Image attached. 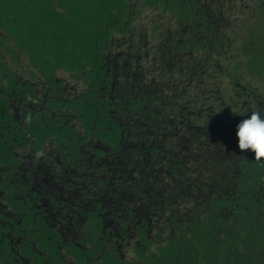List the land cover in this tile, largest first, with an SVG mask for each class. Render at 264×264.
Masks as SVG:
<instances>
[{
    "label": "trees",
    "instance_id": "trees-1",
    "mask_svg": "<svg viewBox=\"0 0 264 264\" xmlns=\"http://www.w3.org/2000/svg\"><path fill=\"white\" fill-rule=\"evenodd\" d=\"M141 5L178 7L179 15H192L184 0H141ZM138 13L128 0H0V46L19 61L17 47L28 57L31 70L41 73L50 85L58 83L60 70L80 73L83 78L84 88L77 95L51 101L62 115L68 150L77 144L80 134L69 122L74 117L87 136L115 137V155L120 156L116 161L125 159L130 168L143 170L139 177H144V183L148 180L146 186L140 181L121 182L132 198L148 197L145 188L156 189L169 204L177 185L180 196L202 203L186 223L176 221L174 234L164 244L147 253L139 249L140 260L123 263L107 254L97 264H264V158L257 159L252 150H240L235 135L238 114L253 111L252 97L242 108L238 92L246 98L242 87L252 86L239 82L238 69L244 67L247 76L264 83V54L247 41L240 51L243 61L236 62L233 69L226 68L217 60L218 54L226 53L225 48L201 39L195 27H189L177 43L163 30L166 38L146 49L134 36ZM158 27L155 22L152 32L156 34ZM184 30L179 27L180 35ZM115 34L128 39L125 57H117L118 75L107 58ZM145 54H151L152 63L143 68ZM223 76L233 79L235 90L229 96L221 92L219 84L214 86ZM16 79L0 52L3 165L14 158L16 120L8 105L13 90L19 89ZM172 112L178 114V123H171ZM38 122L33 125L40 135H59L52 130V122L48 126ZM17 135L21 137L20 130ZM121 135L130 136L127 149L126 140L119 144ZM212 139L217 148H211ZM165 158L169 166L177 158L178 171L172 167L161 171L159 162ZM212 158L224 168L212 173ZM227 158L232 159L231 166L225 165ZM3 251L10 263L22 264L12 258L10 247Z\"/></svg>",
    "mask_w": 264,
    "mask_h": 264
},
{
    "label": "flooded vegetation",
    "instance_id": "flooded-vegetation-1",
    "mask_svg": "<svg viewBox=\"0 0 264 264\" xmlns=\"http://www.w3.org/2000/svg\"><path fill=\"white\" fill-rule=\"evenodd\" d=\"M186 1L192 11L191 18L179 15L178 7L153 8L160 10L157 34L161 41L166 38L163 30L177 43L189 27H195L201 39L218 42L225 50L231 47L233 38L229 32L235 30L231 27L239 20L231 15L238 14L242 0ZM261 9L264 20V0ZM180 26L185 27L182 35ZM248 41L264 54L262 41L256 37ZM119 54L125 57L124 52ZM222 56L218 54L217 60L221 62ZM143 58L146 60L149 55ZM141 67L147 66L141 63ZM190 68L193 73V65ZM13 71L19 89L13 90L8 107L16 120L17 131L13 136V161L8 165L0 163V264H12L4 257V247H10L12 258L22 264H97L107 254L123 263L140 260L139 249L147 253L164 244L174 234L176 221L186 223L190 214L201 208L202 203L186 199L184 194L180 196L179 186L175 184L170 205L162 197V191L156 189L151 192L152 189L145 188L148 197L132 198L121 182L140 181L146 186L148 180L144 183V177H139L142 169L130 168L125 159L116 161L120 156L115 155L112 142L115 137L104 139L92 133L87 136L80 122L72 117L69 122L75 124L80 134L77 144L68 150L69 140L62 135V115L52 108L51 102L55 98L62 102L67 97L59 71L58 83L54 85L31 68L26 78ZM4 82H9L8 77ZM242 89L247 94L244 98L238 92L242 108L250 101L248 97H252L250 109L264 116L262 94L257 88ZM170 116L172 124L178 123L177 113ZM241 118L238 114L237 121ZM35 121L46 126L52 122V130L59 135H40L33 125ZM19 130L21 137L17 135ZM118 139L119 144L126 140L127 149L130 136L121 135ZM173 147L177 152L178 144ZM167 163L166 158L159 162L161 171L171 167L178 171L177 158L172 159L170 166ZM168 211L170 216L166 218Z\"/></svg>",
    "mask_w": 264,
    "mask_h": 264
},
{
    "label": "rangeland",
    "instance_id": "rangeland-1",
    "mask_svg": "<svg viewBox=\"0 0 264 264\" xmlns=\"http://www.w3.org/2000/svg\"><path fill=\"white\" fill-rule=\"evenodd\" d=\"M128 1L130 4L135 5L140 10V13L136 14L135 17V38L141 39V42L146 45V49L152 47L154 44H158L161 39L157 33L155 34L152 32V28L155 22H160L158 16L160 10L150 7H143L140 0ZM261 2L262 0H242V3L239 4L238 14L231 15L232 19L234 16H237L239 20L234 26L231 27V29L235 27L234 31L229 32L230 37L233 38L231 39L232 44L231 47L227 46L226 53L223 54L221 59L222 64L226 68L233 69L236 62L243 61V58L240 56V51L249 39L256 37L260 40V43L262 41L263 43L261 44L264 45V20H261ZM232 24H234V22ZM259 31L262 32L259 33ZM261 34L263 36H261ZM113 39V45L109 49L107 58L109 65H111L114 69V73L118 75L121 72V69L119 68L116 56L117 54L127 50L128 39L126 36H121L119 34H115ZM142 50H145V48H142ZM15 51L18 53V62L13 58V55L10 51H8L5 47L0 46V52L8 66L11 69L20 72V74H23L26 78L28 76V70L31 68L30 61L28 57L22 54L17 47H15ZM141 63L142 66L151 65V54L149 55V58L146 60L143 59ZM238 72L241 76V79L239 80L241 84L257 88V91L264 97V83L262 81L256 79L255 77L247 76V74H245L244 67L239 68ZM59 76H61L63 79V91L66 96L78 93L84 88L83 78L81 77L80 73L72 74L67 71L60 70ZM232 80L233 79L230 76H223L221 77L219 83V80L216 81L214 86H218L219 84L221 92L226 96H229L235 90ZM208 87H211V84H208ZM211 142L214 143V146L211 148H217L216 139H212ZM225 165L231 166L232 159L227 158ZM219 168L223 169L224 164L221 165L217 159L212 158L210 162V171L215 173L219 171ZM165 182L171 183L169 178H166ZM169 216L170 212L168 211L166 212V218Z\"/></svg>",
    "mask_w": 264,
    "mask_h": 264
},
{
    "label": "clouds",
    "instance_id": "clouds-1",
    "mask_svg": "<svg viewBox=\"0 0 264 264\" xmlns=\"http://www.w3.org/2000/svg\"><path fill=\"white\" fill-rule=\"evenodd\" d=\"M235 125V135L240 150H252L257 159L264 158V116L259 111H251Z\"/></svg>",
    "mask_w": 264,
    "mask_h": 264
}]
</instances>
